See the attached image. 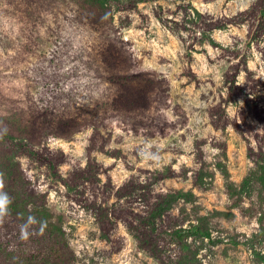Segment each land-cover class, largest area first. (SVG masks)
Here are the masks:
<instances>
[{"label":"rangeland","instance_id":"rangeland-1","mask_svg":"<svg viewBox=\"0 0 264 264\" xmlns=\"http://www.w3.org/2000/svg\"><path fill=\"white\" fill-rule=\"evenodd\" d=\"M0 190V264H264V0H0Z\"/></svg>","mask_w":264,"mask_h":264},{"label":"clouds","instance_id":"clouds-1","mask_svg":"<svg viewBox=\"0 0 264 264\" xmlns=\"http://www.w3.org/2000/svg\"><path fill=\"white\" fill-rule=\"evenodd\" d=\"M6 131V130H5ZM151 145V141L147 142V146ZM142 158L146 160L159 161V156L156 154H149L145 151H141ZM12 204V199L7 192L0 190V218L6 216L9 212V207ZM39 226V231L42 233L46 227V223L43 221H37L34 216H28L26 222L20 228V235L22 239H27L30 235V229L33 226Z\"/></svg>","mask_w":264,"mask_h":264}]
</instances>
